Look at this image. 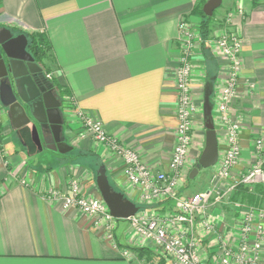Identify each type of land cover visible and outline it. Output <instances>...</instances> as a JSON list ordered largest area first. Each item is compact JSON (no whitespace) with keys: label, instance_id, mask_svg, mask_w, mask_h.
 <instances>
[{"label":"crops","instance_id":"crops-1","mask_svg":"<svg viewBox=\"0 0 264 264\" xmlns=\"http://www.w3.org/2000/svg\"><path fill=\"white\" fill-rule=\"evenodd\" d=\"M205 1L0 0V27L10 28L15 34L45 37L47 56L40 64L46 73H52V79L47 80L63 102L59 109V140L64 148L70 147L63 153L45 145L37 150L29 135L16 136L0 104V264L158 262L159 251L151 245H145L149 254L133 252L132 247L144 245L137 242L127 219L116 221L109 238L102 223L96 226L94 217L76 207L63 208L60 200L48 197V191L67 193L71 180H75L83 194L101 197L95 176L98 167L103 166L112 189L139 206L138 212L167 214L175 210L172 198L140 203L138 189L123 176L121 159L91 136H78L81 123L74 109L78 107L100 121L108 134L136 151L155 172L169 174L177 127L178 24L184 19L198 31L200 18L194 9ZM219 6L214 11L210 37L225 30L236 31L241 39L238 56L242 70L230 106L232 113L241 116V151L230 178L214 184L220 193L225 192L220 202L211 201L206 210L208 220L217 229L197 235L200 254L207 264H216L219 244L224 241L233 245L236 241L233 227L242 211L236 209L235 201L254 205L253 199H264V186L249 192L250 199L242 190L226 192L231 180L240 177L257 159L254 140H264V0H222ZM211 48L209 57L205 58L203 52L193 57L200 70L193 69L192 97L203 108L207 96H203L204 88H197L200 73L204 82L207 76L214 78L210 106L219 158L227 146L213 108V95L216 82L227 74L228 64ZM70 97L75 105L68 101ZM200 133L198 128L193 133L188 158L179 173L177 196L212 188L214 166L208 174L198 169L192 184L189 182V172L204 146ZM45 149L51 153H41L37 158L36 153ZM238 192L241 196L236 197ZM261 247L259 260L264 264V243ZM122 248L140 258L122 257Z\"/></svg>","mask_w":264,"mask_h":264},{"label":"built area","instance_id":"built-area-1","mask_svg":"<svg viewBox=\"0 0 264 264\" xmlns=\"http://www.w3.org/2000/svg\"><path fill=\"white\" fill-rule=\"evenodd\" d=\"M238 13L242 14L239 9ZM231 14L226 18L230 19ZM179 51L178 66L176 68V90H177V127L176 138L172 157L169 160L170 172L156 171L144 164L138 153L122 144L117 138L106 132L102 123L82 109L75 108L76 115L80 120L81 130L79 137L91 136L98 143L103 144L121 159L123 176L134 188L138 189L140 199L146 202L157 199L172 198L175 201V210L167 214L143 211L136 212L127 220L133 235L146 245H151L160 253H163L165 264H206L199 250V239L201 233L214 232L215 226L210 223L206 214L208 204L211 201L220 202L225 192L220 193L216 188V182L228 180L231 172L237 165L240 157V120L241 116L231 112L232 100L237 91L239 75L241 73V61L239 53L241 50V39L236 31H225L219 36L217 42L214 38L207 40L211 46L225 57L228 68L225 83L215 89L214 109L218 114V122L225 130L226 150L217 158L210 181L212 188L194 193L192 195L177 196V189L181 169L184 166L187 153L191 146V128L193 119V102L189 97L190 65L193 55L194 36L196 30L188 25L187 21L181 19L178 24ZM52 73H46L47 79H52ZM69 102L75 105L73 97ZM264 140H254L257 159L254 164L246 169L237 178L231 180L226 192H231L239 186H244L248 192H252L256 186H264ZM190 145V146H189ZM189 155V153H188ZM213 167V166H212ZM214 186L216 190L214 189ZM48 197L60 200L63 208L76 207L81 212L96 219L95 225H104L108 237L115 228L118 219L109 214V210L101 197L85 195L80 191L79 184L71 180L67 193L50 190ZM236 209L242 211V217L237 221V240L233 245L219 244L220 254L217 257L219 264H260L261 245L264 243V209L256 208L242 202L235 201ZM196 230L199 232L196 234ZM109 233V234H108ZM115 249L116 246L113 245ZM122 257L137 259L135 253L128 248H122L119 252Z\"/></svg>","mask_w":264,"mask_h":264},{"label":"water","instance_id":"water-1","mask_svg":"<svg viewBox=\"0 0 264 264\" xmlns=\"http://www.w3.org/2000/svg\"><path fill=\"white\" fill-rule=\"evenodd\" d=\"M221 4L222 0H206L201 6L202 11L210 17ZM27 44L23 33L14 35L10 28L0 27V104L6 108L12 129L18 131L25 127L29 141L37 150L51 142V146L46 145L47 148L58 150L59 153L66 152L70 147L64 148V142L59 140L61 102L51 89L52 84L48 82L46 74L28 52ZM202 109L204 146L196 159V166L189 172L190 179L198 169L212 167L218 160L212 108L207 97L204 98ZM95 177L97 190L112 217L128 219L139 211V206L112 189L103 166L98 167Z\"/></svg>","mask_w":264,"mask_h":264},{"label":"rangeland","instance_id":"rangeland-1","mask_svg":"<svg viewBox=\"0 0 264 264\" xmlns=\"http://www.w3.org/2000/svg\"><path fill=\"white\" fill-rule=\"evenodd\" d=\"M218 9V8H217ZM216 9V10H217ZM215 10V11H216ZM231 12V11H230ZM195 32V36H194V47H193V55H192V59H191V65H190V75H189V78H190V82L188 83L189 84V94H190V98H191V100H192V102H193V106H194V108H193V119H192V128H191V142H190V144L192 145V143H193V133H194V131H195V129L196 128H198L200 131H201V135L202 136H204V132H205V129H204V127H203V109H201L202 108V103H196L195 102V98H194V96L192 97V95H193V91H194V88H193V84H192V82H193V76H194V71H193V69H198V70H200V66L199 65H195V63H194V58L193 57H195L196 55H198L199 53H202V48H201V46L199 45L200 43H201V41H200V39H199V32H197V31H194ZM222 32H225V30H222ZM222 32H220V34L218 35V36H216L215 38H214V40H216V42H217V40H218V38H219V36L222 34ZM211 38V37H210ZM205 45H206V47L207 48H209V46L205 43ZM210 49V48H209ZM208 49V50H209ZM210 51V50H209ZM211 52V51H210ZM212 53V52H211ZM178 61H179V59H178ZM177 65H178V62H177ZM200 73V72H199ZM225 79H226V75L222 78V80H219V81H217L216 82V85H215V88H214V90L215 89H217V88H219V87H221L222 86V84L223 83H225L224 81H225ZM199 82H197L198 84H199V86H197V88H198V91H201V90H203V85H204V80H203V78H202V74L200 73V77H199ZM214 96V95H213ZM214 98H215V96H214ZM203 99V98H202ZM214 99H213V106H214ZM201 102V101H200ZM6 111V110H5ZM240 120V119H239ZM241 121V120H240ZM222 129L224 130V128L222 127ZM224 132H225V130H224ZM14 141L15 142H17V143H19L18 142V140L16 139V138H14ZM190 146V145H189ZM191 147V146H190ZM189 148V147H188ZM189 151H190V148H189ZM189 151H188V153H189ZM41 153H51L50 151H48V150H43V152H40V154L38 153H36V157L37 158H39V157H41ZM188 153H187V157L186 158H188ZM196 166V165H195ZM211 167H209V168H202V170H201V172L200 173H206V174H208L209 172L208 171H210L209 169H210ZM193 180L194 179H190L189 180V182L192 184V182H193ZM261 187H263V186H256L254 189L256 190L257 188H260L261 189ZM247 189L248 188H246V187H244V186H239V187H237L236 189H235V192H237V191H240V190H242V191H244V190H246L247 191ZM254 189H253V191H254ZM257 191V190H256ZM261 191V190H260ZM255 192V191H254ZM253 192V193H254ZM237 196H241V194H240V192H238V194L236 195V197ZM141 202L140 203H143V204H149V203H152V201L151 202H146V201H144V200H140ZM252 202H253V204L255 205V207L256 208H262L263 209V207H264V199L262 200H252ZM144 212V211H143ZM144 213H147V214H149V215H151L150 213L151 212H147V211H145ZM242 217V214L241 213H239V215H238V221H239V219ZM124 220H126V219H119L118 221H119V223L120 222H123ZM237 226H238V224H236V226L235 227H233V231L234 232H237ZM238 233V232H237ZM236 240H237V236H236ZM137 242H139V244L140 245H144V247H145V243L144 242H142V241H140V240H137ZM147 247H149V246H147ZM158 251V250H157ZM161 251H159L158 252V254H159V256H160V259H162L163 260V262H162V264H165L164 262H166V260H165V257L163 256V253H160ZM202 256V255H201ZM139 257V256H138ZM140 258V257H139ZM202 258H204L203 256H202ZM204 262H206V259L204 258ZM217 260V259H216ZM215 260V262H216V264H219V262H217ZM143 264H150V261L148 260L147 261V263L144 261V263ZM153 264H157V263H153ZM206 264H207V262H206Z\"/></svg>","mask_w":264,"mask_h":264},{"label":"trees","instance_id":"trees-1","mask_svg":"<svg viewBox=\"0 0 264 264\" xmlns=\"http://www.w3.org/2000/svg\"><path fill=\"white\" fill-rule=\"evenodd\" d=\"M203 4H204L203 2L200 3L199 6H197V8L194 9V13H196L200 18L197 32H199V39L201 41L199 45L202 48L204 57L206 58V56L209 57L210 55H209V50H208L209 48L206 47L205 43H207V40L210 38L209 31H210V26L213 20L212 18L214 16V13L210 17L206 16L203 13L202 7H201ZM23 34L26 36V39L28 41V44H27L28 52L32 53L38 62H42L47 56V43H46V40L44 39L45 37L39 34H35V33H23ZM212 82H214V78L212 76H207L205 78V82H204L205 87H204L203 96H207L209 98L210 105H212V101H211V98H212L211 95L213 92ZM258 189L259 188H257V190ZM244 191H245V195L247 196V198L250 199L252 196L248 194L249 193L248 191L246 190ZM131 249L133 250V252L135 251V252L142 253V254H146V253L149 254V249L146 247H132ZM162 262H163L162 259H158L157 264H162Z\"/></svg>","mask_w":264,"mask_h":264},{"label":"flooded vegetation","instance_id":"flooded-vegetation-1","mask_svg":"<svg viewBox=\"0 0 264 264\" xmlns=\"http://www.w3.org/2000/svg\"><path fill=\"white\" fill-rule=\"evenodd\" d=\"M12 31V30H11ZM12 33L14 34V35H17V34H15L13 31H12ZM32 54V53H31ZM33 55V54H32ZM34 57V56H33ZM34 59H35V57H34ZM35 61L37 62V64H39V66L42 68V70H43V72L46 74V71L44 70V67H43V65H41L40 64V62H38L36 59H35ZM19 100V99H18ZM20 101V100H19ZM61 102V104H60V108H61V106H62V104H63V102L62 101H60ZM25 106V105H24ZM26 107V106H25ZM6 109V108H5ZM14 133L16 134V136L17 137H26V136H28V130L27 129H25V127L24 128H20L18 131H14ZM47 144H45V146H46Z\"/></svg>","mask_w":264,"mask_h":264}]
</instances>
